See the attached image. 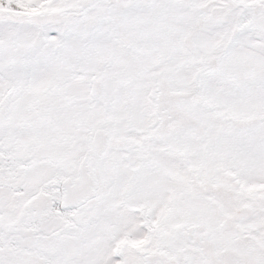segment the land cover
<instances>
[{
	"label": "snow or ice",
	"instance_id": "obj_1",
	"mask_svg": "<svg viewBox=\"0 0 264 264\" xmlns=\"http://www.w3.org/2000/svg\"><path fill=\"white\" fill-rule=\"evenodd\" d=\"M0 264H264V0H0Z\"/></svg>",
	"mask_w": 264,
	"mask_h": 264
}]
</instances>
